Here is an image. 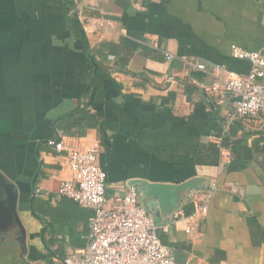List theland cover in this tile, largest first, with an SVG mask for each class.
I'll return each instance as SVG.
<instances>
[{"label":"crops","instance_id":"0c3cea01","mask_svg":"<svg viewBox=\"0 0 264 264\" xmlns=\"http://www.w3.org/2000/svg\"><path fill=\"white\" fill-rule=\"evenodd\" d=\"M76 3L92 48L102 41L136 48L124 70L109 56L111 78L99 99L94 91L83 97L90 67L59 6L52 0H0V220L6 221L0 223V264H53L88 242L93 209L58 193L62 182L72 179L66 151L57 149L59 132L66 142L100 141L109 198L131 179L182 183L201 178L211 186L213 191L194 193L187 205L195 208L211 193L199 228L188 234V222L182 220L160 230L179 263L264 264L257 230V224L264 228V154L236 169L228 168L227 148L221 149L217 166L199 165L187 151L220 144L213 127L221 123L227 132L238 119L240 136L249 144L260 138L264 113L232 119L235 97L212 92L210 72L217 65L249 72L250 62L233 57L231 47L264 52V1ZM165 51L208 69L186 67L179 58L168 61ZM84 100L99 117L98 126L56 133L59 120ZM12 202L20 224L8 221Z\"/></svg>","mask_w":264,"mask_h":264},{"label":"built area","instance_id":"2783aa9c","mask_svg":"<svg viewBox=\"0 0 264 264\" xmlns=\"http://www.w3.org/2000/svg\"><path fill=\"white\" fill-rule=\"evenodd\" d=\"M231 54L249 61V72L241 75L217 65L210 72L215 80L210 89L215 94L231 93L235 97L232 119L258 116L264 113V52L233 44ZM163 55L168 61L179 58L184 66L192 69H208L205 63L186 56L178 57L168 51ZM58 135L57 149L66 151L72 173V179L64 180L58 193L93 209L94 214L87 244L65 257H56L53 264H181L173 247L163 242L160 230H167L171 224L182 220L188 222L185 228L188 234L199 228L208 214L211 193L196 203L192 213L177 211L169 224L162 225L143 207L136 187L126 183L114 197L107 196V173L99 162L102 150L99 140L66 142L61 132ZM183 264L209 263L189 260Z\"/></svg>","mask_w":264,"mask_h":264},{"label":"trees","instance_id":"16d2710c","mask_svg":"<svg viewBox=\"0 0 264 264\" xmlns=\"http://www.w3.org/2000/svg\"><path fill=\"white\" fill-rule=\"evenodd\" d=\"M52 1L59 6L66 19L68 28L81 41L86 54V61L90 67L91 74L85 80L86 84L83 97H89L91 92L94 91L95 98L99 99L104 92V83L111 78L112 68L109 64V56L113 55L115 58V66L124 70L129 63L130 56L136 51V48L110 41H102L97 48H92L89 44L85 29L78 17L76 0ZM99 122V117L91 111L89 104L84 100L71 113L63 116L59 120V126L57 124L55 129L56 133L58 131L57 129H62L65 133L72 135V129L78 125L93 128L98 126ZM242 129L243 125L239 119L230 124L227 132L222 131L223 127L221 123L216 124L213 130L221 137L220 144L212 142L208 145L191 146L187 148V151L192 154L193 160L197 164L217 166L220 163L221 149L227 148L230 150L232 156L231 164L228 168L237 167L236 169H238L240 163L253 161L256 153L264 154V129L260 130V138L256 139L252 144L247 142V136H240ZM260 178L264 182V168L261 170ZM193 210L194 204H191L184 209V212L190 214ZM257 225L258 235L264 241V228L259 224ZM160 236L164 243L170 245L165 233L160 232Z\"/></svg>","mask_w":264,"mask_h":264},{"label":"water","instance_id":"95a60500","mask_svg":"<svg viewBox=\"0 0 264 264\" xmlns=\"http://www.w3.org/2000/svg\"><path fill=\"white\" fill-rule=\"evenodd\" d=\"M0 180H3L1 173ZM127 185L136 187L139 190L143 207L157 220L161 219V221L158 220L161 224H169L174 213L184 210L188 204L192 203L194 193L213 190L201 178H193L182 183L150 182L144 179H131L127 181ZM3 186L7 187L5 182ZM12 203L8 211V221L14 218L20 224L16 205L14 202ZM3 208L4 206L1 204L0 211ZM5 222L3 219L0 220L2 224ZM22 233L23 235L25 234L23 229Z\"/></svg>","mask_w":264,"mask_h":264}]
</instances>
